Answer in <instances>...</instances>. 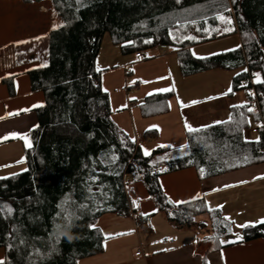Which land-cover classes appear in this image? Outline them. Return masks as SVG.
<instances>
[{"label":"trees","instance_id":"16d2710c","mask_svg":"<svg viewBox=\"0 0 264 264\" xmlns=\"http://www.w3.org/2000/svg\"><path fill=\"white\" fill-rule=\"evenodd\" d=\"M34 3L43 0H19ZM61 21L50 32L48 64L28 73L31 90L43 94L35 110L37 125L24 152L27 169L0 179V248L5 264H77L103 252L95 227L99 217L114 214L139 219L127 189L144 186L155 209L178 230L204 236L223 247L232 224L204 200L174 204L163 192L162 175L193 168L199 180L264 164V134L244 138L249 122H264V0H49ZM233 15L241 48L195 59L188 48L217 38L187 40L177 46L184 77L212 69L246 67L261 97V115L251 105L234 107L229 119L187 132L186 145L157 149L144 157L110 119L108 95L101 88L95 61L102 39L122 52L173 46L169 31L178 24L217 26V16ZM248 74L233 80L243 90ZM147 99L143 115L157 113ZM167 106V105H166ZM146 109H150L147 113ZM163 107L161 112H166ZM261 117V118H260ZM242 241L264 238V225L247 226Z\"/></svg>","mask_w":264,"mask_h":264},{"label":"crops","instance_id":"0c3cea01","mask_svg":"<svg viewBox=\"0 0 264 264\" xmlns=\"http://www.w3.org/2000/svg\"><path fill=\"white\" fill-rule=\"evenodd\" d=\"M227 14L231 31L190 46L195 59L241 48L233 15L230 11ZM224 15L217 16V28L219 17ZM61 25L49 0L29 4L0 0V168H4L0 178L18 174L8 169L23 163L24 152L30 148L19 136L27 134L30 142V132L37 125L35 110L44 99L42 92L31 90L28 73L47 66L50 32ZM178 50L174 44L151 47L140 50L142 56L135 58L136 52H122L108 35L101 42L95 68L109 98L110 119L144 157L157 149L183 148L186 125L199 129L222 123L229 119L232 108L243 106L240 94L247 96L243 90L232 91L233 80L247 73L246 67L212 69L184 77ZM168 94L167 106L153 101L152 109L157 113L143 115L142 104L147 99ZM163 107H167L166 112H161ZM159 181L174 204L204 200L209 210L218 211L232 224V232L238 236L216 248L204 236L175 229L156 211L142 183L127 181L139 219L114 214L99 217L95 227L103 237V252L77 264H264V238L238 239L245 227L264 225L260 223L264 220V164L205 180H199L195 170L188 168L162 175ZM137 251L139 256H135ZM0 260H5L1 248Z\"/></svg>","mask_w":264,"mask_h":264},{"label":"rangeland","instance_id":"374dc122","mask_svg":"<svg viewBox=\"0 0 264 264\" xmlns=\"http://www.w3.org/2000/svg\"><path fill=\"white\" fill-rule=\"evenodd\" d=\"M226 13L224 15L225 20H230V17L227 16ZM232 23H226L225 21H220V26L217 27H210L206 22L203 24V27H201V24L198 22H191L187 24H178L175 25L170 31H169V37L172 44L175 46H179L181 43L187 40H194V41H200L205 38L211 37L213 33L216 34H227L231 31V28L233 25ZM255 82V80H254ZM243 97L242 105H246L250 103L249 97L240 94ZM252 113L254 114L253 110L251 109ZM218 121H223L221 118H218ZM251 124V121L249 122ZM246 130L244 132L245 136L248 139H252L254 136H249L246 134ZM22 166V167H21ZM27 169L25 161L20 164H16L11 166L8 170L12 171L13 173H21ZM4 170V168H0V174ZM238 236L237 232H232L230 235L226 236L223 240L226 242L233 241Z\"/></svg>","mask_w":264,"mask_h":264},{"label":"built area","instance_id":"2783aa9c","mask_svg":"<svg viewBox=\"0 0 264 264\" xmlns=\"http://www.w3.org/2000/svg\"><path fill=\"white\" fill-rule=\"evenodd\" d=\"M135 58H140L142 54L140 52L135 53ZM248 79L247 81L242 85L243 91L250 99V105L251 109L253 110L255 115H261L260 107H259V100L260 96L255 91L254 81H253V74L247 70ZM261 118V117H260ZM246 134L249 136H255L259 132H262L264 134V122L261 120L259 123L249 124L248 128L246 129ZM140 252L137 251L135 253V256H139Z\"/></svg>","mask_w":264,"mask_h":264},{"label":"snow or ice","instance_id":"6c2138e0","mask_svg":"<svg viewBox=\"0 0 264 264\" xmlns=\"http://www.w3.org/2000/svg\"><path fill=\"white\" fill-rule=\"evenodd\" d=\"M219 19L224 20L226 23H229V24L231 23L230 20H225V17H223V16H220ZM258 82L264 83V81H259V80H258ZM169 90H171V89H162L161 91H169ZM229 91H231V89H229ZM194 103H195V102H194ZM186 127H187V130H188L189 132L199 131V129H193L191 126H187V125H186ZM12 135H13L14 137H16L18 134H12ZM19 138L25 140V143H26V146H27V147H31V144H30V142L28 141V136H27V134H25V135H23V136H19ZM148 154H149V153H148V151L146 150V151H145V155H148ZM0 179H3V178H0ZM226 219H227V218H226ZM260 223H264V220H261ZM238 239H242V237H238ZM0 264H5V261L0 260Z\"/></svg>","mask_w":264,"mask_h":264}]
</instances>
